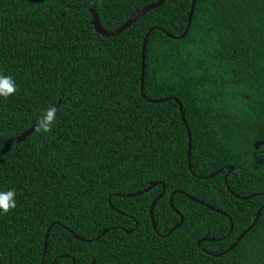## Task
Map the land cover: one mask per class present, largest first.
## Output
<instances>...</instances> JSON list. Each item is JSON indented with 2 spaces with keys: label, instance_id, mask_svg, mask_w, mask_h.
<instances>
[{
  "label": "trees",
  "instance_id": "trees-1",
  "mask_svg": "<svg viewBox=\"0 0 264 264\" xmlns=\"http://www.w3.org/2000/svg\"><path fill=\"white\" fill-rule=\"evenodd\" d=\"M158 1L0 0L17 87L0 98V192L17 204L0 264H264V0H162L113 37L92 24ZM48 107L52 131L17 142Z\"/></svg>",
  "mask_w": 264,
  "mask_h": 264
},
{
  "label": "water",
  "instance_id": "water-1",
  "mask_svg": "<svg viewBox=\"0 0 264 264\" xmlns=\"http://www.w3.org/2000/svg\"><path fill=\"white\" fill-rule=\"evenodd\" d=\"M162 3H163V1L160 0V1H158V2H153V3L148 4L147 6L143 7L142 9L138 10L135 14H133V15H132V16H131V17H130V18H129V19H128L123 25H122V26H120L119 28H117V29H115V30H113V31H107V30H105V29L102 27V25H101V23H100V20H99L98 16L96 15L95 11L92 10V15H93L92 24L94 25L95 30H96L98 33H100L101 35H103V36H106V37L117 36V35H119L121 32H123L125 29H127L128 27H130L132 24H134V23H135V22H136L141 16H143L145 13H147L148 11H150V10H152V9H154V8H157V7L160 6ZM193 10H194V3H193V5H192V9H191L190 17H189V23H188V26H187L185 32H184L181 36H173V35L169 34V36H170L171 38L179 39V38H184V37L186 36V34H187L188 30H189L190 24H191L192 15H193ZM145 48H146V41L144 42V46H143L142 89H143V82H144V60H145ZM159 101H161V100H159ZM56 110H57V108H56ZM180 110H181L182 118H183V120L185 121V117H184V113H183V107H182L181 104H180ZM185 122H186V121H185ZM36 126H37V125L35 124V125L32 126L30 129H28L26 132H24L23 134H21L20 136H18V137H17V142H23V141H25L26 138H27L31 133H33L34 131H36V130H35V129H36ZM186 126H187V129H188V135H189L188 162H189V164H190V155H191V148H192V144H191V133H190V130H189L187 124H186ZM262 144H263V142H256V143H255V148H256V149H259L260 146H261ZM227 170H228L227 174H229V173H234V172H235L234 169H233V167H231V166H227ZM218 173H219V171H217V172L211 174L210 176H203V178L212 177V176H214V175H216V174H218ZM225 182H226V184H227V180H226ZM160 184H162V182H160V181H154V182L151 183V185H150L149 187H147L146 189L142 190V191L139 192L138 194H140V195H141V194H144V193L148 192L149 190H151L152 188H154V187H156L157 185H160ZM164 192H165V188H164L162 194H161L159 197H157V198L153 201V203H152V205H151V208H150V214H151V218H152V224H153V226H154V224H155V223H154V218H153V210H154V207H155L157 201L160 199V197H162V195L164 194ZM131 195H132V194H131ZM236 197L239 198V199H243V200L248 199V197H240V196H237V195H236ZM192 199L195 200V201L198 202V203H201V204L207 206L208 208H210V209H212V210H215V208H214L213 206L206 205V204H204L202 201H200V200H198V199H196V198H192ZM170 203H171V207L174 208L173 203H172V196H171V198H170ZM263 207H264V206H263ZM262 209H263V208H260V209L258 210V212H257V217H259V215L261 214ZM216 211L219 212V213H221V214L227 215L226 213H224V212H222V211H220V210H218V209H216ZM254 223H255V222H254ZM180 225H181V222H180L179 224H177L175 227H173V228L171 229V232H173L175 229H177ZM253 225H254V224H252L249 228H247V229L241 234V236H239V238L236 240V242L233 244V246H232L230 249H232L233 247H235V246L237 245V243H238V242H239V241H240V240H241V239H242V238L248 233V231L253 227ZM77 238H78V239H82V238L79 237V236H77ZM204 239H206V238H204ZM82 240H83V239H82ZM230 249H229V250H230Z\"/></svg>",
  "mask_w": 264,
  "mask_h": 264
},
{
  "label": "clouds",
  "instance_id": "clouds-1",
  "mask_svg": "<svg viewBox=\"0 0 264 264\" xmlns=\"http://www.w3.org/2000/svg\"><path fill=\"white\" fill-rule=\"evenodd\" d=\"M16 81L11 75L0 74V98L7 100L16 95ZM56 108L48 107L36 121V132L49 133L56 122ZM17 207L16 192L14 189L0 192V214L7 215Z\"/></svg>",
  "mask_w": 264,
  "mask_h": 264
}]
</instances>
